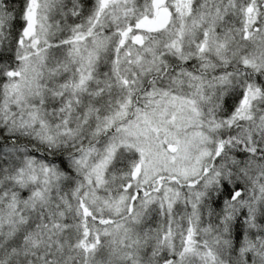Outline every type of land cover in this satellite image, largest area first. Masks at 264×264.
<instances>
[{"label":"snow or ice","instance_id":"snow-or-ice-1","mask_svg":"<svg viewBox=\"0 0 264 264\" xmlns=\"http://www.w3.org/2000/svg\"><path fill=\"white\" fill-rule=\"evenodd\" d=\"M0 264H264V0H0Z\"/></svg>","mask_w":264,"mask_h":264}]
</instances>
